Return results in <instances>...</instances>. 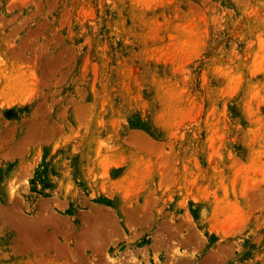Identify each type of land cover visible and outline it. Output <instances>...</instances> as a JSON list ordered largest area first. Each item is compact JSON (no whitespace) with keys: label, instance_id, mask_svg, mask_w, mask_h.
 I'll list each match as a JSON object with an SVG mask.
<instances>
[{"label":"rangeland","instance_id":"1","mask_svg":"<svg viewBox=\"0 0 264 264\" xmlns=\"http://www.w3.org/2000/svg\"><path fill=\"white\" fill-rule=\"evenodd\" d=\"M104 263L264 264V0H0V264Z\"/></svg>","mask_w":264,"mask_h":264},{"label":"bare ground","instance_id":"2","mask_svg":"<svg viewBox=\"0 0 264 264\" xmlns=\"http://www.w3.org/2000/svg\"><path fill=\"white\" fill-rule=\"evenodd\" d=\"M107 221H108V220H107ZM110 224H111V223H110ZM105 225H106V227H108L107 224H105ZM105 225H104V226H105ZM99 226H101V225H99ZM104 226H103V227H104ZM98 231H99V230H98ZM33 232H34V231H33ZM99 232H100V231H99ZM99 232H98L96 235H99V234H100ZM94 236H95V234H94ZM101 237H102V235L100 236V238H101ZM96 239H97V238H96ZM104 262H105V261H104ZM106 263H107V262H106ZM104 264H105V263H104Z\"/></svg>","mask_w":264,"mask_h":264}]
</instances>
